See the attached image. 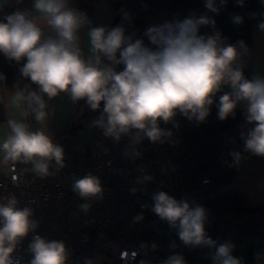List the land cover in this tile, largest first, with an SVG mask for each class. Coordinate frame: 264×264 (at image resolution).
<instances>
[{"label":"clouds","instance_id":"9594fccd","mask_svg":"<svg viewBox=\"0 0 264 264\" xmlns=\"http://www.w3.org/2000/svg\"><path fill=\"white\" fill-rule=\"evenodd\" d=\"M227 2L204 0L205 8L217 15ZM236 3L243 6L245 0ZM131 19L125 12L115 27L92 26L87 13L71 6L70 0H32L30 9H17L0 20V53L20 64L21 77L37 86L32 90L17 85L11 95L0 93V104L18 113L6 122L0 163L30 164L41 178L53 174V163L57 171L65 167L63 147L54 143L44 127L50 116L48 101L61 94L99 111L92 123L105 137L117 143L128 137L124 155L131 160L141 157L138 146L145 139L152 144L177 143L173 131L161 124L179 128L175 117L181 115L200 125L214 105L219 121L235 118L238 108L243 114V150L231 151V161L224 163L238 168L244 153L264 157V74L245 76L251 55L245 41L229 42L215 29V19L206 14L150 25L142 36L126 28ZM232 21L240 25L244 18L234 15ZM206 26L213 31L202 34ZM257 30L264 33V20L258 22ZM5 79L0 74V82ZM30 117L40 125L38 129L31 130L26 122ZM140 171L138 184L154 179ZM72 189L84 201L103 199L101 180L91 173L75 178ZM130 191L135 194L138 189ZM152 201L150 210L175 230L185 247L208 249L211 264H245L243 257L233 255L232 241L220 242L207 234L205 207L177 200L165 191L155 192ZM79 207L87 213L91 204ZM33 216L34 210L21 207L15 193L0 196V264H68L64 241L40 235L39 221ZM134 219L139 222L143 216ZM30 235L26 252L31 258L25 261L18 249ZM157 247L151 245L153 251ZM177 247L171 242L170 248ZM255 259L261 264L264 254L257 253ZM161 264L187 261L173 252Z\"/></svg>","mask_w":264,"mask_h":264},{"label":"trees","instance_id":"16d2710c","mask_svg":"<svg viewBox=\"0 0 264 264\" xmlns=\"http://www.w3.org/2000/svg\"><path fill=\"white\" fill-rule=\"evenodd\" d=\"M70 1L76 5L78 10L86 12L88 17L92 19L107 3L111 8L112 18H119L117 25L121 23L122 14L128 13L132 19L125 26L128 31H135L137 36H142L144 30L148 27V19L152 16L163 14L167 17V21L186 18L177 12L168 10V0ZM31 5V0H7L4 6H0V20H3L5 15L17 9H30ZM253 13L256 14V18H252L251 14ZM205 14L215 19V29L221 31L229 42L235 43L238 40H243L248 46H251L252 27L257 25L260 20H264V3L261 0H245L244 5L236 10L221 9L217 15L204 9L201 13L194 15L201 16ZM234 15L242 16L244 18L243 24H234L232 21ZM109 25L112 27L109 23L104 26ZM212 31L213 29L210 26L201 28L202 34L211 33ZM145 42L147 43V40ZM20 66L14 61H9L0 53V74L6 77L5 81L0 82L1 88L10 91H13L17 85L20 87L28 85L32 90L37 88L35 84H31L29 80L21 77ZM244 72L245 76L249 78V71ZM225 91H228V89H225ZM98 113L89 114L88 107L83 100L74 103L72 120L57 133V141L71 146L69 138L77 130L76 125L81 123L84 117L89 116L96 119ZM242 120L243 114L241 109L238 108L235 118L229 117L225 121H219L215 105L212 107L207 121L200 125H197L194 121L189 122L183 116L177 115L175 122L179 124V128H175L172 123L161 124L162 128L173 131V139L177 143L173 145L166 142L156 145L169 146L175 149L184 167L192 176L194 187L209 196L202 204L208 212V222L205 226L207 234L220 242L232 241L236 245L233 255L243 257L245 264H257L256 254H264V203H249L240 190L232 186L236 178V167H229L224 163L225 160L231 161L232 158L229 155L231 151L243 150V141L240 137ZM100 131L101 129H96V132ZM110 140L111 138L105 136L101 139L93 136L94 147L85 145L86 151L79 153H88L94 149L108 147ZM244 155L245 157H256L248 153H244ZM202 177L209 179L208 185H201L200 179ZM152 195L149 194L139 198L135 216L142 215L143 219L137 222L135 229H144L127 240L128 244L142 251L143 257L139 259V264H161L173 252L181 253L187 264H211L210 259L206 258L208 249L185 247L180 242L175 230L171 229L165 221L160 220L150 210L153 204ZM144 205L149 207L144 208ZM102 230L106 241L118 236L116 232L104 228ZM106 241L103 240L102 242ZM173 241L178 245L175 249L170 248ZM153 244L158 245L155 251L151 249ZM102 256L104 258L99 257L94 260L85 258L72 264H86L88 260H91L93 264H110V260L106 258V253H102ZM73 257L69 253L68 262ZM261 264H264V261Z\"/></svg>","mask_w":264,"mask_h":264},{"label":"built area","instance_id":"2783aa9c","mask_svg":"<svg viewBox=\"0 0 264 264\" xmlns=\"http://www.w3.org/2000/svg\"><path fill=\"white\" fill-rule=\"evenodd\" d=\"M55 143L64 149L65 167L57 171L53 163L50 167L53 174L41 178L36 174L26 176L15 163H2L6 172L0 170V196L15 193L21 207L30 206L34 210L33 218L39 221L37 232L43 237L64 243L70 241L69 253L74 257L68 264L85 258L97 259L103 257L102 253H106L110 264H139L143 253L127 240L144 229H135L134 219L142 196L165 191L177 200L187 199L199 205L209 198L194 187L192 176L172 147L152 144L145 139L138 146L141 157L131 160L124 155L128 137H122L119 143L111 139L108 147L88 153L76 152L57 140ZM140 169L154 179L138 184L137 177L142 175ZM89 173L101 180L103 199L84 201L80 198L82 203L91 204L85 213L80 207L76 209L75 204L71 207L72 191L68 184L73 176L83 177ZM200 183L208 185L209 179L202 177ZM132 188L138 191L133 194ZM73 209L77 218H72ZM102 228L118 236L106 241ZM30 239L31 235L22 242L19 253L26 251Z\"/></svg>","mask_w":264,"mask_h":264},{"label":"crops","instance_id":"0c3cea01","mask_svg":"<svg viewBox=\"0 0 264 264\" xmlns=\"http://www.w3.org/2000/svg\"><path fill=\"white\" fill-rule=\"evenodd\" d=\"M6 3L7 0H0V6H4ZM70 4L77 8L72 1H70ZM90 19L92 21V26H98L94 18ZM165 21H167V17L163 14H158L148 19V26L160 24ZM101 26H104V23ZM251 41V46H249L251 55L248 58L247 66L244 69V71H249V78H251L252 74L255 72L264 74V33L257 30V25L252 27ZM0 93L7 96L11 95L12 91L0 87ZM48 105L50 116L46 120L44 127L52 136L55 143L57 140V133L61 131L70 120H72L74 103L70 100L67 94H61L55 99L48 101ZM13 114L18 115L14 108H8L5 104H0V140L6 136V122ZM26 122L29 124L31 130H36L40 127V125L31 117L28 118ZM243 123L244 120H242L240 124V131ZM15 164L17 169L26 176L31 177L35 175L31 170L30 164H25L19 161L15 162ZM0 170L6 172V168L2 163H0ZM233 185L240 190L249 203H264V157H246L242 164L236 168V178Z\"/></svg>","mask_w":264,"mask_h":264},{"label":"rangeland","instance_id":"374dc122","mask_svg":"<svg viewBox=\"0 0 264 264\" xmlns=\"http://www.w3.org/2000/svg\"><path fill=\"white\" fill-rule=\"evenodd\" d=\"M94 19L98 26H101L103 23L104 25H107V23L111 24L113 18H112L111 8L107 5V3H105L102 6L101 10L95 14ZM108 27H110V25ZM99 114L100 113L97 114L96 119L98 118ZM94 120H95L94 118L89 116L84 117L81 122L83 124V128L77 129L74 132V134L70 136L69 141L74 151L76 152L86 151L85 145L94 147L93 136H96L98 139H101L104 136L102 130L100 132H96L97 127H95L92 123ZM75 178H81V176H73L69 181L68 188L70 191H72L71 207H73V205L75 204L76 209H78L79 205L82 202L81 200H79L81 197H79L72 189V182ZM72 211H73L72 218H77L76 210L73 209ZM99 239L101 240V238ZM65 245L69 253L71 251L70 241L66 240ZM23 256H24V260L27 261L29 255L27 254L26 251L23 253ZM100 258H104V257H100ZM92 260H94V258Z\"/></svg>","mask_w":264,"mask_h":264},{"label":"water","instance_id":"95a60500","mask_svg":"<svg viewBox=\"0 0 264 264\" xmlns=\"http://www.w3.org/2000/svg\"><path fill=\"white\" fill-rule=\"evenodd\" d=\"M148 1V0H141ZM240 6L236 3V0H228L227 5L221 9L236 10ZM168 10L172 12H177L182 16L188 17L196 13H201L205 8L204 0H168L167 3ZM119 22L118 17H113L111 26L115 27ZM89 114H96L99 111H93L88 108ZM83 128L82 123L76 125V129ZM233 186V185H232ZM157 223V222H156Z\"/></svg>","mask_w":264,"mask_h":264}]
</instances>
